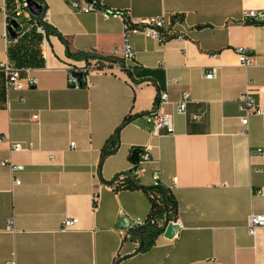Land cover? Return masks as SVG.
<instances>
[{"label":"crops","instance_id":"crops-1","mask_svg":"<svg viewBox=\"0 0 264 264\" xmlns=\"http://www.w3.org/2000/svg\"><path fill=\"white\" fill-rule=\"evenodd\" d=\"M38 1L46 33L20 25L12 37L13 0H0V61L38 79L9 89L0 71V264H264V227L248 230L251 213L264 214V112L251 114L243 132L239 103L251 87L264 110V24L241 21L244 10H264V0H98L132 23L183 18L177 29L185 38L160 43L132 35L136 58L126 63L116 52L122 19L74 11L68 0ZM238 47L250 51L252 65L241 64ZM96 59L107 68L87 73L86 86H71L69 69ZM214 68L216 77L207 78ZM163 89L171 134L155 132L147 117ZM184 91L190 102L180 114ZM126 116L133 119L119 131L118 146L102 159ZM12 143L24 149L12 151ZM147 146L154 161L134 178L154 186L159 175L177 201L170 221L180 228L141 251L120 219H147L150 198L112 181L128 176L132 149ZM7 161L24 168L12 173ZM69 218L78 221L63 231Z\"/></svg>","mask_w":264,"mask_h":264},{"label":"built area","instance_id":"built-area-1","mask_svg":"<svg viewBox=\"0 0 264 264\" xmlns=\"http://www.w3.org/2000/svg\"><path fill=\"white\" fill-rule=\"evenodd\" d=\"M68 4L74 11L77 12H85V13H98L101 14L105 19L110 18H119L124 22V42L123 45L116 49V52H121V57L123 61L126 63L128 61H133L136 58V50L132 43V35L142 34L146 37L154 39L160 43H166L172 38H185V32L177 29L178 26H183L184 21L183 18L178 15L174 16H166V15H157L152 16L147 19H143L136 23H132L126 17V14L121 10L117 9H107L102 6V4L98 0H68ZM13 15L14 18L20 22V25L26 26H35L36 29L45 34L46 27L45 25L35 18L32 12L29 10L28 4L26 0H13ZM42 19H47L45 15ZM22 21V22H21ZM241 21L243 23L250 22H264V10L261 9H247L242 12ZM236 53L239 57L241 64L244 67L250 66L254 63L253 57L250 51L245 47L236 48ZM107 68V64L100 59H96L91 62V64L86 65L82 69L71 68L68 72V80L69 84L73 87L79 88L80 82L78 77L75 75L76 71L82 70L86 73L101 71ZM0 71H3L6 75V83L9 89H17L22 90L27 87H31L36 85L38 82L37 77L30 75L29 73L26 77H22L21 70L11 65L8 61H0ZM207 78L212 79L216 77V69H212L208 71L205 75ZM175 79L174 81H176ZM190 102V93L188 91H184L182 97L176 102V110L180 114H187L188 112V104ZM171 103L169 92L165 89L159 90L157 94V104L155 108L150 112L147 117L149 123L152 125L153 130L155 132L159 130H164L166 133L171 134L175 131V126L173 122V116L171 113L166 111V105ZM240 109L243 112L241 117V123L243 125V132L247 131L249 125V116L253 113L263 114V107L259 104L255 97L254 91L251 87H248L239 98ZM202 115H195L196 119L201 118ZM39 117L38 114L33 115V119L37 120ZM76 145L75 141L70 143V147L74 148ZM24 149V145L22 143H12L11 150L19 151ZM153 158L151 156L150 147L147 146L143 148V151L140 155V160L138 162L137 170L133 174L134 177H140L145 174L147 170V166L153 162ZM3 164L8 165L11 172L15 173L23 170V165L14 163L13 161H7ZM134 166V165H133ZM124 175H119L116 181H120ZM154 185H162L159 181V175L154 174ZM15 184H20L21 180L19 178H15ZM259 194L264 193V189L258 190ZM99 194L93 195V202L96 203L99 201ZM78 219L77 218H69L65 219L62 230L67 231L71 230L75 227ZM175 224H180L178 221H172ZM146 224H156L159 227H165V222H161L158 219H134L130 221L129 226L126 228L125 232L127 236H134V233L141 226ZM180 226V225H179ZM259 227H264V214L262 213H251L248 219V230L249 233L254 235L256 230ZM7 264H17L15 259H10Z\"/></svg>","mask_w":264,"mask_h":264},{"label":"trees","instance_id":"trees-1","mask_svg":"<svg viewBox=\"0 0 264 264\" xmlns=\"http://www.w3.org/2000/svg\"><path fill=\"white\" fill-rule=\"evenodd\" d=\"M40 20V16L35 17ZM20 32V31H19ZM133 119V116H126L122 123L116 130L115 136L111 139L110 146L105 145L103 148L102 159H104L108 154H110L119 144V131L123 126L128 124ZM117 176L112 184H118L121 187L126 188H141L143 189L149 196L151 201V209L147 219H158L161 222H165L167 218L170 220H177V201L174 195L171 193L170 189L163 185H154V186H144L137 183L134 176L130 174L125 175L121 181H116ZM117 182V183H116ZM162 233L161 227L156 224H146L141 226L134 233V237L138 238L140 241V250L146 251L148 250L155 242L156 237Z\"/></svg>","mask_w":264,"mask_h":264},{"label":"water","instance_id":"water-1","mask_svg":"<svg viewBox=\"0 0 264 264\" xmlns=\"http://www.w3.org/2000/svg\"><path fill=\"white\" fill-rule=\"evenodd\" d=\"M29 10L32 12L34 16H40L45 14V7L38 1V0H26ZM251 24H264V22H250ZM21 26L17 19L11 20V26L9 27V33L12 37H17L18 30H20ZM75 75L78 77L80 82V87H84L87 84V73L85 71L79 70L75 72ZM143 149L136 147L132 149L130 160L134 163V166L130 169L129 174L134 176L133 174L137 170V164L140 160V155ZM130 223V219L128 217H122L120 219V225L123 227H128ZM180 226L178 224L173 223L170 221L169 218L165 221V227L161 228L164 235L169 238H173L174 235L179 230Z\"/></svg>","mask_w":264,"mask_h":264}]
</instances>
